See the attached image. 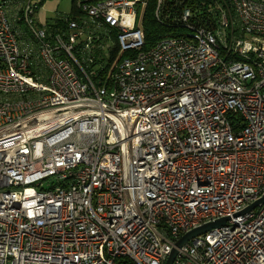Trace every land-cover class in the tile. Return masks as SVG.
Returning <instances> with one entry per match:
<instances>
[{
    "label": "built area",
    "instance_id": "2783aa9c",
    "mask_svg": "<svg viewBox=\"0 0 264 264\" xmlns=\"http://www.w3.org/2000/svg\"><path fill=\"white\" fill-rule=\"evenodd\" d=\"M150 1L0 0V264H264V0Z\"/></svg>",
    "mask_w": 264,
    "mask_h": 264
},
{
    "label": "trees",
    "instance_id": "16d2710c",
    "mask_svg": "<svg viewBox=\"0 0 264 264\" xmlns=\"http://www.w3.org/2000/svg\"><path fill=\"white\" fill-rule=\"evenodd\" d=\"M207 3H209L207 0H193L192 4H195V8L196 9H200L204 6L207 5ZM154 4H155V0H151L149 5L145 8L144 13H143V19H142V24L145 30V37H146V43L143 47V49L149 48L158 38H160L161 36H164L165 34H167L168 32L171 31L170 28H165L163 27L155 18L154 15ZM76 0L73 1V8H72V13L70 15L75 14L76 12ZM64 16H57L54 20H52L51 22H48L49 27H51V32L55 33L56 31H58V29H62V30H68L67 28V24L66 21L63 19ZM69 17V16H66ZM96 59L99 62H103L104 61V57H103V52L100 51L99 49L96 51ZM113 56L111 58H109L108 64H106V66H109L110 63L113 60Z\"/></svg>",
    "mask_w": 264,
    "mask_h": 264
},
{
    "label": "water",
    "instance_id": "95a60500",
    "mask_svg": "<svg viewBox=\"0 0 264 264\" xmlns=\"http://www.w3.org/2000/svg\"><path fill=\"white\" fill-rule=\"evenodd\" d=\"M263 203L264 202V196L259 199L258 201L254 202L250 207V208H253L255 207L256 205H258L259 203ZM226 218H222V219H219V220H216V221H213V222H210V223H207V224H204L196 229H193L189 232H187L186 234H184L178 241H177V245L178 246H181L183 244H185L188 240H190V238L196 236V235H199L203 232H205L206 230L214 227V226H217V225H220V224H224ZM176 254H177V249L174 248L171 252V254L169 255V257L167 258V261L165 264H172L173 263V260L175 259L176 257Z\"/></svg>",
    "mask_w": 264,
    "mask_h": 264
},
{
    "label": "rangeland",
    "instance_id": "374dc122",
    "mask_svg": "<svg viewBox=\"0 0 264 264\" xmlns=\"http://www.w3.org/2000/svg\"><path fill=\"white\" fill-rule=\"evenodd\" d=\"M46 0H43V2H45ZM54 1H57V8H56V11L54 13H52L51 15H49L48 17V21H52L54 20L57 16H68L72 13V8H73V1L74 0H54ZM43 5V4H42ZM41 5V7H42ZM99 34H102V35H105L106 36V33L104 31H99L97 32ZM104 44H105V47H104V53L105 55H109V49H111L113 47V41L111 40H108L106 37H104ZM49 181L48 180H45L44 181V188L45 187H49V184H47Z\"/></svg>",
    "mask_w": 264,
    "mask_h": 264
},
{
    "label": "crops",
    "instance_id": "0c3cea01",
    "mask_svg": "<svg viewBox=\"0 0 264 264\" xmlns=\"http://www.w3.org/2000/svg\"><path fill=\"white\" fill-rule=\"evenodd\" d=\"M42 4V7H40L37 12V20L48 24V17L56 11L58 3L54 0H46L45 2H42Z\"/></svg>",
    "mask_w": 264,
    "mask_h": 264
}]
</instances>
